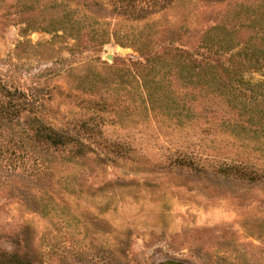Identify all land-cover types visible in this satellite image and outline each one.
<instances>
[{
	"label": "rangeland",
	"instance_id": "rangeland-1",
	"mask_svg": "<svg viewBox=\"0 0 264 264\" xmlns=\"http://www.w3.org/2000/svg\"><path fill=\"white\" fill-rule=\"evenodd\" d=\"M245 57L264 100V0H0V264H264V136L204 86Z\"/></svg>",
	"mask_w": 264,
	"mask_h": 264
},
{
	"label": "trees",
	"instance_id": "trees-1",
	"mask_svg": "<svg viewBox=\"0 0 264 264\" xmlns=\"http://www.w3.org/2000/svg\"><path fill=\"white\" fill-rule=\"evenodd\" d=\"M177 54H173V56H170L169 58H165L169 61V63H166L168 67H164L159 69L157 71L156 67L160 63L159 61V55L156 54L155 56H149V65L152 66V71L161 73H167L172 72L181 78H185L186 75L183 74V71H186V73L190 74L194 73L195 69H198L195 73L201 74L203 71L205 72L207 67L212 68L213 70L215 67L218 66H212L211 63L201 60L199 64L194 63V60L190 58V56L193 57L192 52H189L188 50H185L183 48H176ZM167 52L166 55L168 56ZM166 57V56H165ZM167 60H165L163 63H165ZM253 60V59H252ZM248 58H241L237 61H233L235 65L238 67L237 70H235L234 74L230 76V80L226 82L224 85H216L215 88H212V85L214 83L217 84L220 78L215 79V75H210V77L205 78L204 80V86L210 90L212 93L220 94V96H229V99H231L229 104H231L234 108L235 114L237 117L235 120L232 118V121L230 119V124L233 125L231 128V132L235 134L237 137L241 138H251L248 137V134L252 131V133H255L256 136L259 138V136H264V100H257L252 99L253 96L249 95L247 93V89H245L243 86H240V79H241V70L245 67H247V64L252 61ZM174 63L176 64L175 66ZM173 66V67H172ZM191 74V75H192ZM219 76V74L217 75ZM155 78H152L151 82H154ZM148 82V81H147ZM161 82H157L155 86L157 87H163L158 86ZM163 83V82H162ZM259 83H257L258 85ZM261 86H263V83H260ZM153 88H152V86ZM147 84L148 89V96L151 102H156L157 100H162L164 97H166V100H171L170 97H172L171 93L167 94V92L162 93L159 92L158 89L155 88L153 84ZM227 91V92H223ZM227 98V97H226ZM186 104V102H184ZM32 123L38 122L39 125H36V134L40 138H43L47 141H51L55 144H65L73 137L69 136L70 131L69 130H62L59 127H56L52 124H47L45 121H43L39 114L35 112L34 115L29 117ZM85 129V131H94L93 128L89 127L87 123H84L81 125ZM71 135V134H70ZM237 170L242 167V163H237V165H234ZM244 169L246 173H252L253 179L257 178L258 176L255 174L254 169H250V166L248 164L244 165ZM251 171V172H250ZM26 264V263H25ZM28 264V263H27Z\"/></svg>",
	"mask_w": 264,
	"mask_h": 264
}]
</instances>
